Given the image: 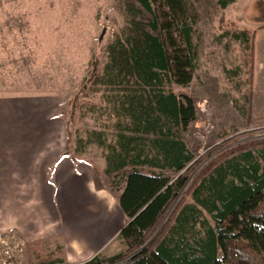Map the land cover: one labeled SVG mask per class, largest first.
Returning a JSON list of instances; mask_svg holds the SVG:
<instances>
[{"label":"trees","instance_id":"trees-1","mask_svg":"<svg viewBox=\"0 0 264 264\" xmlns=\"http://www.w3.org/2000/svg\"><path fill=\"white\" fill-rule=\"evenodd\" d=\"M232 1L218 0L222 8ZM136 2L134 13H147L148 21L127 22L107 45L102 67L96 63L82 82L105 86L104 105L72 107L70 158L95 145L103 152L104 176L125 171L122 186L111 192L126 219L115 237L122 252L80 264H264V141L216 152L224 139L195 157L196 145L191 151L184 133L197 118V100L174 90L187 86L197 68L199 45L187 0ZM235 36L244 45L250 91L255 35L243 30ZM98 108H104L105 123L81 127ZM54 261L42 257L39 264Z\"/></svg>","mask_w":264,"mask_h":264},{"label":"rangeland","instance_id":"rangeland-1","mask_svg":"<svg viewBox=\"0 0 264 264\" xmlns=\"http://www.w3.org/2000/svg\"><path fill=\"white\" fill-rule=\"evenodd\" d=\"M136 4V0H0V158L11 161L16 141L35 126L34 114L43 123L38 128L42 139L34 150V161L46 156L54 164L62 155L70 157V129L76 126L72 107L93 102L104 105L100 89L105 86L98 82L82 87V82L91 76L96 63L102 67L107 45L127 22L148 21L147 13H134ZM187 4L199 45L197 68L187 86L174 90L194 96L198 113L184 133V141L191 151L196 145L195 157L224 139L227 142L216 152L264 141V101L256 92V80H264V28H258L264 25V0H233L225 8L218 0H187ZM243 30L255 35L250 91L243 65L244 45L235 38ZM237 67L241 70L233 72ZM96 110L95 119H85L81 127L100 128L105 123L104 108ZM74 161L92 172L95 167L98 183L111 192L123 184L125 171L102 174L103 152L95 145ZM50 166L52 172V163ZM200 166L188 173L186 185ZM93 176L95 179L94 172ZM11 187L9 191L18 192L8 199V210L11 203H17L30 210L35 221L25 235L14 225L0 227V264H39L42 257H54L52 264L83 263L68 261L61 237L49 233L55 224L38 193V183L18 181ZM112 247L117 249L115 253L122 252L117 241Z\"/></svg>","mask_w":264,"mask_h":264},{"label":"crops","instance_id":"crops-1","mask_svg":"<svg viewBox=\"0 0 264 264\" xmlns=\"http://www.w3.org/2000/svg\"><path fill=\"white\" fill-rule=\"evenodd\" d=\"M256 40L258 44V39ZM256 81V92L261 101H264V80ZM23 113L27 114L25 110ZM35 116L36 114L33 120L35 128L28 127L31 129L26 130V135L20 136V140L16 141L11 161L0 158V227L14 225L24 235L29 234L35 215L17 203H11L8 210L6 204L18 192L8 190L12 188V184L32 180L38 183V193L42 194L55 224L49 233L61 237L68 261L85 262L96 254L113 255L117 251L112 247L115 237L126 222L114 195L105 186H95L90 167L76 163L68 156L62 155L54 164L53 161L48 162L46 156L35 162L34 150L38 140L42 139L38 128L43 124ZM9 119L12 121V118ZM13 127L19 128L18 125Z\"/></svg>","mask_w":264,"mask_h":264},{"label":"built area","instance_id":"built-area-1","mask_svg":"<svg viewBox=\"0 0 264 264\" xmlns=\"http://www.w3.org/2000/svg\"><path fill=\"white\" fill-rule=\"evenodd\" d=\"M1 238V237H0ZM1 241V240H0ZM2 242V241H1ZM6 253H7V251H6Z\"/></svg>","mask_w":264,"mask_h":264}]
</instances>
